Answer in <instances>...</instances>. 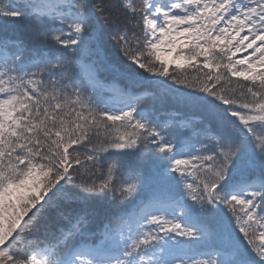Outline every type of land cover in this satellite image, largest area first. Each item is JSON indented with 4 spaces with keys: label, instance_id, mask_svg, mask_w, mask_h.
Wrapping results in <instances>:
<instances>
[{
    "label": "snow or ice",
    "instance_id": "snow-or-ice-1",
    "mask_svg": "<svg viewBox=\"0 0 264 264\" xmlns=\"http://www.w3.org/2000/svg\"><path fill=\"white\" fill-rule=\"evenodd\" d=\"M0 264H264V0H0Z\"/></svg>",
    "mask_w": 264,
    "mask_h": 264
},
{
    "label": "trees",
    "instance_id": "trees-1",
    "mask_svg": "<svg viewBox=\"0 0 264 264\" xmlns=\"http://www.w3.org/2000/svg\"><path fill=\"white\" fill-rule=\"evenodd\" d=\"M157 108L160 109V110L158 111V115H159V117H160V119H161L162 121H163V120H168V119H170L171 117H173V116L175 115L174 113H172V112L170 111V109H171V105H166V106H164L163 109H161L160 105L157 104ZM165 109H168V110H165Z\"/></svg>",
    "mask_w": 264,
    "mask_h": 264
}]
</instances>
